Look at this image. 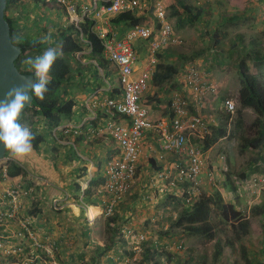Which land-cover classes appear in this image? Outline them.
<instances>
[{
  "label": "rangeland",
  "instance_id": "1",
  "mask_svg": "<svg viewBox=\"0 0 264 264\" xmlns=\"http://www.w3.org/2000/svg\"><path fill=\"white\" fill-rule=\"evenodd\" d=\"M77 1L78 0H75V3H77ZM157 1H160L164 5V7L167 8L169 20L174 26L175 34L180 37L181 40L179 44L172 45L171 47L164 49L167 52V55H164V58H160L161 62L166 61L168 63H174L180 68V71L175 74L172 78V81H174V83L177 82L176 86L171 89L167 88L168 94L166 97L168 99H171L176 92L184 94L183 85H180L181 82L183 84L184 80L182 78V81L180 82V77L181 75H183L184 77V70L186 69V66L196 65L200 70L203 71V69H206L207 66L211 65L216 68V73L218 74L217 78L219 79V81L217 82H220L222 78H224L225 80L228 79V81H226L227 83L225 82L226 85L220 92L219 98L211 99L207 107L201 109V113L204 117L208 119L213 117L214 120H216V122H211L209 126L210 132H212L213 125L219 124L218 115L221 112V114H224L223 111L220 109L223 99L225 97H231L237 101V110L234 114L231 115L228 121L229 134L228 136L219 139L218 142H220L221 148L217 149L216 146L213 148L211 153H214L215 148L218 151V155L216 157L217 161H213V163L219 167V169H216L215 171L217 179L222 182L224 180V177H226L230 179V182H232L229 183V185H220L218 182L217 187L219 188L226 201L232 200L236 202L238 208L245 209L243 211H246L245 214H247L251 220V232L255 238L261 239V242L254 243L252 241H246L244 239L243 242L247 244L249 252L252 255H255L260 258L263 256L262 252H260V249L264 247V238H262L263 229L260 220L261 216L258 214H253L252 207L254 205L264 204V192L260 193L259 196L252 198L248 191L247 182L244 183L243 180L240 178V174L244 171H249L248 173H264V145L257 149L248 147L244 151H241V143L243 136H246L248 138H255L256 136H258L260 131V124L258 122L259 115L252 108H244L242 110L243 123L241 126L238 125L237 111L240 108V104L238 101V92L241 86V78L238 73V69L236 66L234 67L233 62L230 63L231 67L226 70V67L221 68L222 65L220 66V64H218L217 59L220 57V42L228 44L229 37L231 34L238 31H245L247 28H249V31L252 28H262L264 30V23L261 20L259 22L254 21L252 16L250 18V15L246 14L247 12L238 10L240 9L239 4H242L243 7H247L244 6L245 1L241 2L240 0H190L195 2L201 1L205 5L207 4V2H210L211 12L206 17L203 16V18H201L196 25H188L185 28H177L176 16L172 15V11L167 0L166 2L164 0ZM155 2V0H138V3L142 6V8H138L137 11L141 12V14L139 15L143 17L142 22L156 25L153 22L154 20L157 21L153 14V5ZM234 13L246 15L243 17V20L245 22L246 20H248L247 24H245L244 21L239 22V25L237 26H234L232 24L224 26V24H221L223 17L228 16L230 14L233 15ZM8 14L14 19H16V21H18L15 37H17L18 35H30L31 37L35 38H51L52 42L56 39L58 35L56 34L58 33V29L64 24L71 22V19L69 18V15L65 9L59 8L53 3L43 4L33 2L32 0H25L23 5L11 7L8 10ZM215 29H217L219 36H214ZM224 30L226 33L230 34L228 36H224ZM217 38L218 41L216 40ZM59 39L60 38H58L56 42L60 43ZM246 41L248 42L249 39H246ZM252 46L253 45L250 44L247 45V47H245L244 52H248V50H250ZM87 49L88 48L86 47L85 50ZM164 50H162V52ZM232 50L233 49H231V51ZM212 51L214 52V54H211L210 56L209 53ZM202 52L206 53L202 54ZM261 54V56L264 55V43L262 45ZM84 55L88 54L81 52L79 56L82 59V62L90 61L88 60L89 58L87 59V56ZM228 55L232 57L230 51ZM237 55H239V52L237 53ZM29 57L34 58L35 55H26L24 61ZM224 57L225 56L222 55L221 60L224 59ZM72 64L73 67L76 68L77 63L73 61ZM256 64L253 62L250 63V65L252 66L251 71L253 73H256L259 78L264 82V68H262L260 64ZM95 65L96 64L92 62H88V66L83 68L82 71H80L81 76L76 75L69 82L66 81L62 83V96L75 98L78 92H88V90H91L90 88L93 89L99 85L106 84L104 81V75L102 74V67L97 68ZM104 72L105 77H107L110 82L115 80L114 72L111 71L109 68L105 69ZM176 77H178V80H176ZM75 109L79 110V105L76 104ZM79 118L80 117L78 116L77 119L79 120ZM230 133L235 136L232 137ZM192 140L196 144H201V140L198 136L193 135ZM61 148H63L61 144L56 142V140L52 136H48L46 142L41 145L40 150L44 151V149H46V154L48 155V157L50 156L49 158H51L55 156L58 150H62ZM69 151L73 152L74 149ZM222 153H224L226 156V158L223 160L220 159V154ZM4 161L5 160H3L2 163ZM146 162L147 161L145 158L144 163ZM227 171L232 172V175H230V177ZM155 176V173L153 176H150L149 182L150 180H156ZM139 183L140 182L137 179L136 185H139ZM156 183L159 185V181H156ZM33 184L37 183L35 182ZM38 185L39 184H37V186ZM207 186H209L208 183L204 184V187L207 188L208 191H210L211 189ZM211 192L213 191L211 190ZM238 194H241L239 196L240 202L237 198ZM133 195L137 194L135 193ZM133 195L128 196L125 202V207L119 208V210L117 209V213L121 214L122 217H124L123 232L126 231L125 226H127L129 228H132L134 232L138 235L144 234L146 239L144 246L151 244V242H156L158 245H164L165 249H168L170 253L175 255L172 261H170V264L216 263V261L214 260L216 239L210 240L207 239L205 236L187 235L183 233L180 228L176 229L172 227L173 220L176 219L178 212L181 211V209L183 208V205L180 201L181 197L177 196L175 190L172 191L171 187H168V189L165 191H159L158 186L155 184V186H153V188L149 190V197H146L145 195V197ZM51 205L53 206L54 202L51 203ZM72 206L73 208H76L77 205ZM91 207L95 210L97 215L99 213V210L94 206L89 205L87 215H89L91 219H94L95 217H97V215H92ZM214 207L215 208L213 211V219H219L218 217L220 216L221 211L217 208V206ZM53 209L56 210L57 208L54 207ZM81 209L82 212L79 217L74 216L72 212L69 213V211L71 210H69L67 214H64L63 216L58 215L57 217H59V219L63 217H69L70 222H73L74 224L78 225L80 222L79 219L82 217L84 218L86 216V212L84 211L85 207H81ZM79 211L80 209H78L77 213H79ZM48 216L49 215L46 216L45 221L44 216H41L39 218L40 220H42V222L39 221V224H44V228H42L40 232V237L48 239L49 236L52 237V241L56 239L55 237H57L56 240L60 242L59 253H63V255H66L63 256V264H77L78 261L71 262V259L73 255H79L81 252H85L87 254V258H89L91 255V251H94L95 249L91 246V243L88 241L89 239L82 237L81 232H79L78 238L68 240L69 244H67V246L72 250L71 253L68 251L64 252L61 250V246L62 249L65 248V237L59 238L57 229L54 231L55 228H52V226L55 227V225L59 223V220L58 218H54L52 215H50L49 218ZM65 218L61 219V221H65V223H67ZM84 225L85 224H83V226ZM220 226L222 230L217 232L218 238L220 237L225 239L226 237L233 235L230 223H222L220 224ZM38 228H41V226L39 225ZM48 228L51 229V232L46 231V229ZM80 229L83 228L80 227ZM99 229L100 231L96 232L97 230H95L93 232V237H95L97 241L104 242L110 241L113 238L120 239V236L116 237L112 234L113 228H109L108 225L106 227L102 223ZM76 233L78 232H74L71 234ZM121 239L124 243L121 247H117L116 251L118 248H120V250H124V254L120 259V264H128L131 260H129L128 256L124 259L125 251L130 250L132 244H137L136 237L131 238V236L126 233ZM179 245H181V247ZM88 246L91 250L85 251V248H87ZM141 246L142 244L139 245V248L137 249L136 253H134L132 261L136 260V258L141 257ZM110 253L113 252L110 251ZM168 263L169 262L166 258H161L160 264ZM239 264H245L244 259L241 258V256L239 257Z\"/></svg>",
  "mask_w": 264,
  "mask_h": 264
},
{
  "label": "trees",
  "instance_id": "2",
  "mask_svg": "<svg viewBox=\"0 0 264 264\" xmlns=\"http://www.w3.org/2000/svg\"><path fill=\"white\" fill-rule=\"evenodd\" d=\"M32 1L43 4L53 3L59 8L65 9L62 4L50 0ZM24 2L25 0H7V7L5 10V17L8 19L11 26L12 39L15 43H18L22 46V53L16 60V65L18 66L20 71L27 72L25 70L27 66L23 63L26 55H42L43 52L48 48L56 49V51L59 53L57 60L50 70L52 82L48 85L49 90L45 94L44 100L40 101L39 99L33 97L31 106L25 109L23 118L20 121L21 124L27 126L31 130L33 136L35 137V139L32 140L33 147L38 150L41 148V145L46 142L48 136H52L56 140V142L60 144V139H57L56 136L53 135L52 129L63 124L65 118L71 116L75 112L76 100L72 97L62 96V83L66 81L69 82L76 75L81 76L80 71L88 66V62H92L96 64L95 66L97 68L102 67L104 70L110 67V64L112 63L104 55L103 40L94 31V21L90 17H85L83 21L79 23L71 21L67 24H64L58 29V33H56L58 35L54 40L55 42H52L51 38H35L31 37L30 35H18L17 37H15L18 21H16V19L8 14V10L11 7L23 5ZM77 5L80 11L81 4L77 3ZM170 9L172 11V15L176 16L177 28L183 27L184 24L196 25L204 16L205 11V7L203 5L190 0H174V3L170 5ZM242 17L243 15L237 13H234L233 15L230 14L223 17L221 24H224V26L231 24L238 25V22H240L239 19H241ZM139 22H141V18L134 11H125L119 13L115 18L112 19V23H125L129 28L133 27L136 24H139ZM81 34L83 37H81ZM58 38H60V43L56 42ZM249 44L253 45L252 48H250L248 52H244L245 47H247V45ZM233 46L240 47L238 50L240 53L237 56V69L241 78V87L238 92V101L240 104V108L237 111V123L239 126H241L243 123L242 110L244 108H252L259 115L258 122L260 124V131L258 136H256L255 138H248L246 136L242 137L241 151H244L248 147L257 149L264 145V82L256 73H253L251 71L252 66L250 65L248 60L252 59L255 64L258 63L262 68H264V55L261 56L262 43L257 36H253V38L247 42L246 38L243 37V35H239L238 37H235ZM86 47L91 48V51L88 53V55H84L87 56V59L89 58L88 60L90 61L82 62V59L78 56V53L83 52ZM164 55H167V52L165 50L163 52L161 51L160 55L158 56L160 58H164ZM73 61L77 63L76 68L73 67ZM179 71L180 68L174 63H168L166 61L160 62L158 65V70H156L154 74V80H156L158 83H162L166 80L171 81L170 89L174 88L176 86V82L174 83V81H172V78ZM109 93L110 97L120 96L123 93V85L118 75L115 76V80L111 82V90L109 91ZM165 103L170 109V117H174L175 112L172 108V98H166ZM193 110L195 113L196 109H191L190 106V111ZM196 113L198 112L196 111ZM107 116L108 119L113 118L117 120L128 118V115L119 112H115L114 115H112V113L107 111ZM230 117L231 114L229 112L219 115V124L213 125L212 132L207 133L204 139L201 141L200 145L203 144L202 147L205 150L209 149L214 144V147L217 146V149L221 148L220 142L218 141L220 138L228 136V121ZM157 135L159 138L158 133ZM230 135L232 137L235 136L232 133H230ZM81 137L82 135L78 136V143L81 140ZM217 149L215 148L214 153L209 152V167L214 169V173L216 169H219V167L213 163V161H217ZM44 152L46 153V150H44ZM71 154H74V156L78 157V153L75 150L71 152L70 155ZM6 155H8V152L6 153ZM221 155L225 154L222 153L220 154V156ZM147 159L149 163L152 164L151 166H153V169H155L156 171L159 172L161 170H164L161 165L156 164V159L154 157H147ZM178 160L179 159L177 158V161ZM6 165L7 175L4 174L3 167H0V179L5 176L14 177L18 175L25 176L28 174L27 170L16 161L9 162ZM166 171L171 172L168 169H166ZM248 172L244 171L240 174V178L244 183H248L249 176L253 174ZM228 174L230 177V175H232V172L229 171ZM218 182L220 185H229V183H232L230 182V179L226 177H224V180L222 182L219 181L215 174V183L210 180L204 183H208L209 186L207 187H209L213 192H211V190L208 191L207 188L203 187L201 194L195 196L192 203H188L186 201V196L181 197L180 201L183 205V208L178 212L176 219L173 220L172 227L176 229L180 228L181 231L187 235L205 236L210 240L216 239V249L214 255V260L216 261L215 264H239L240 256L244 259L245 264H264V247L260 249V252H262L263 256L259 258L255 255H252L249 252L247 244L243 242V239L246 241H252L254 243L261 242V239L255 238L251 232V220L249 216L245 215L242 210L237 208L236 202L232 200L225 201V198L217 187ZM148 183L149 179L144 187H148ZM94 184L95 183L92 180L90 182V186L83 191V200L89 202V199L92 197V185ZM31 185H33V183L28 182V184H25V187H23L27 189ZM81 189V185L77 183L76 190L80 192ZM36 191L37 190L34 187L31 194L26 198L33 196ZM130 195L132 196V193L126 195V197L118 203L115 210L116 214L114 213V215L106 217L105 220V226L107 227L108 225L109 228H113L112 234L116 237L120 236V239L113 238L110 241H104L103 245L97 242H93L92 240L94 237L93 234H91V231H100L96 223H93L92 226L90 225L89 227L85 228L84 236L88 237V241L91 243V246L94 247L95 250L91 251V255L89 258H87V254L85 252H81L76 256L73 255L71 262L78 261L77 264H120V259L124 254V250H120V248H118L116 251V248L121 247L124 243L121 239L124 236V217H122V215L117 212L119 208L125 207L126 199ZM146 195H149V192L145 194V196ZM240 195L241 194H238L237 196L239 202ZM145 196L143 195V197ZM75 200H77V203H80L78 195L76 196ZM39 205L37 202H34L31 206L32 209H30V213L38 215L40 214L41 217L44 214V207L41 204ZM214 206H217V208L221 211V214L218 217L219 219H213V211L215 208ZM252 212L253 214H258L261 216L260 220L263 229L262 238H264V204L254 205L252 207ZM31 222V229H33L34 231L39 230V232H41V229L44 228L43 223L41 229H39L34 220H32ZM222 223H230L233 231L232 236H228L225 239L217 237V232L222 230L220 226V224ZM46 231L51 232V229L48 228L46 229ZM44 239L46 240V238ZM53 241H55L53 244V254L58 261V264H62L63 261L59 262L57 258V252L60 248V242L56 239H54ZM52 242L50 243V245L52 244ZM145 242L146 239L142 242L141 257L136 258V260L134 261H132V259L134 257V253H136L137 250L132 246L130 250L125 251L124 259L128 256L129 260H131L128 264H160L161 258L163 257L166 258L169 262L168 264H170V261H172V259L175 257V255L170 253L168 249L164 248V245H158L156 242H151V244L144 246ZM28 251H30V249L26 247L25 253H27ZM110 251H112L113 253H110ZM31 253L35 255L38 253V251H32ZM40 254L42 256H40V258H38L31 264H53L51 254L47 253L44 248L40 250ZM0 256L2 255L0 254Z\"/></svg>",
  "mask_w": 264,
  "mask_h": 264
},
{
  "label": "built area",
  "instance_id": "3",
  "mask_svg": "<svg viewBox=\"0 0 264 264\" xmlns=\"http://www.w3.org/2000/svg\"><path fill=\"white\" fill-rule=\"evenodd\" d=\"M62 4L69 13L71 20L79 23L85 17H90L94 21L93 29L103 40L104 55L111 61L117 70V75L123 85V93L118 97L107 96L101 102L98 98L93 101V108L100 104L107 108V111L114 115L119 112L128 115V124L116 119L107 120L105 127L92 129L93 134H100L103 130L110 134L118 143L121 149L119 158L110 160L105 168L104 191L108 193L105 203L104 213L112 215L116 206L126 195L136 187L138 179V165L142 150L141 141L146 130H155L159 134L160 159L164 153L172 152L177 155L178 161L172 165L171 170L166 169L155 172L156 180H150L148 190L155 184L161 186V191L166 187L176 189L178 196H186V201L192 203L195 196L201 194L204 183L213 181L215 183L214 169L210 168V158L208 149L193 142V135L198 136L201 141L210 132V124L215 121L204 117L201 109L204 108L206 100L211 95H217L219 90L215 83L208 82L200 69L195 65H188L184 74L185 90L188 95L176 92L172 97V108L174 117H170L168 122L161 120L155 121L148 108L142 104V98L150 88V81L157 70L159 64V53L170 45L179 44L180 37L175 34L173 24L168 18V11L160 1L154 3L153 14L158 20L156 25L140 22L130 28L125 34L120 35L112 26V19L119 13L125 11H137L142 6L138 0H91L78 10L77 4L73 0H50ZM139 39L148 40L147 61L141 68L138 75L137 63L138 52L135 43ZM193 103L198 113L190 114V104ZM221 109L232 114L237 110V101L231 97H226L222 101ZM171 127V128H170ZM77 135L82 132L81 126L65 123L53 130V134L58 137V133ZM221 155L220 159H225ZM3 167V172L7 175V165ZM172 176V177H171ZM139 180V179H138ZM156 181H160L159 185ZM186 185H180V183ZM248 191L252 198H255L264 191V174H254L248 178ZM25 184L18 182L9 187L0 199V225H5L12 219L20 217L19 211L22 207V198L28 197L33 187L24 188ZM149 197V195L147 196ZM10 206L6 210L2 208L4 202ZM20 230L13 236L23 239L25 232L31 240L25 244L8 245L0 241V264H16V260L11 257L23 254L25 257L19 264H31L40 256V250L51 254L52 263L58 264L53 252L54 242L51 238H41L37 232L31 229V219L20 217ZM127 234L136 237L137 250L140 243L144 240V234L137 235L132 228H127ZM1 239V238H0ZM52 244L50 245V243ZM30 251L25 253V248ZM141 249V248H140ZM32 251H38L33 255Z\"/></svg>",
  "mask_w": 264,
  "mask_h": 264
},
{
  "label": "crops",
  "instance_id": "4",
  "mask_svg": "<svg viewBox=\"0 0 264 264\" xmlns=\"http://www.w3.org/2000/svg\"><path fill=\"white\" fill-rule=\"evenodd\" d=\"M157 1V0H155ZM166 2V0H164ZM241 2H244L247 7H243L242 4L240 5L241 11L247 12V15H250L253 17L254 21H262L264 23V0H240ZM90 0H78L79 4H87ZM168 4L171 5L174 3V0H167ZM199 4L203 5L205 7L204 16L206 17L208 14H210V2H207L205 5L201 1L198 2ZM167 4V5H168ZM138 14V13H137ZM139 15V14H138ZM243 15V14H241ZM246 16V15H245ZM244 17V15H243ZM243 17L240 20H243ZM141 21L142 16L140 15ZM203 18V17H202ZM248 19V17H247ZM145 21V20H144ZM148 22V21H147ZM245 22V21H244ZM248 20H246L245 24H247ZM239 23V22H238ZM253 24V23H252ZM239 25V24H238ZM249 25V24H248ZM188 25L184 24L182 28L187 27ZM237 26V25H234ZM247 26V25H246ZM245 26V27H246ZM113 28L120 34H125L130 28L125 23H117L114 24ZM248 31V32H247ZM215 35L219 36L218 32L215 29ZM230 33L224 34V36H228ZM245 37L246 39H252L253 36H257L262 45L264 43V30L262 28L260 29H254L252 28L249 31V28H247L245 31H238L230 35L228 44H225L224 42H220V57L217 59L218 64H220L221 68L226 67V70L231 67L230 63L233 62L234 67H237V52H239V46H233L235 37L238 36ZM221 36V35H220ZM223 36V35H222ZM262 36V38H261ZM205 38V37H204ZM218 41V38L216 39ZM147 44L148 40L139 39L135 43L136 50L138 52V59L139 63H137V72L136 75L139 74L141 68L145 65V62L147 61ZM229 46V47H228ZM55 47V46H53ZM228 47V48H226ZM57 48V47H56ZM231 49H233L231 51ZM236 50V52H235ZM91 51L90 48L83 51L82 53H89ZM229 51L231 56L230 57ZM206 52H202V54H205ZM240 53V52H239ZM208 54V53H207ZM214 54V52H210L209 55ZM233 54V55H232ZM222 55H224V59L221 60ZM78 56H80V53H78ZM211 58V57H210ZM161 62V61H160ZM249 63L254 61L248 60ZM159 65V64H158ZM114 66L110 64V67H108L111 71L114 72V75L117 76L115 73L116 71L113 68ZM158 70V66H157ZM205 75V79L210 82H217L219 81L218 74L216 73V68L214 66H207L206 69H203L202 71ZM102 74L104 75V81L106 84H102L97 86L96 88H90L91 90H88V92H78L76 97L74 98L76 100V104L79 105V110L75 109V112L71 115L65 118L63 124L65 123H71L73 125L81 126L82 132L77 135H71V134H64L59 131L57 139L60 138V144L63 146L61 148L62 150H58L54 157L49 158L48 155L41 151L40 149H35L33 147V150L30 154H28L26 157H24L21 160H15L9 157V154L4 159L5 161L3 163H0V165H6L9 162L16 161L19 163L22 167H24L28 174L18 175V176H5L0 179V199L2 194L11 186L17 184L18 182H22L24 184H28V182L37 183L39 184H33V188H36V192L33 194V196L26 198H22V207L19 211L20 217L23 218H30L31 221L34 220L36 225L39 227L42 226V224H39L40 220V214H32L30 213V209H32V204L34 202H37L38 205L41 204L44 207V221L46 220L47 215H52L54 218H58L59 223L57 225L52 226V228H55L54 231L57 229L59 238L65 237V248L61 250L64 252H72V250L67 246L69 244V239H76L78 238L79 232H81L82 237H85L88 239L87 236H84L85 228L92 226L93 223H96L98 228L103 223L105 226V220L106 217L103 216V211L105 207L106 200L108 198V194L105 193L104 190V183H105V168L107 163L115 158H119L121 155V149L117 143V141L108 133H106L104 130L100 134H93L91 132L92 129H98L103 128L106 125V122L108 120L106 107L102 104H100L98 107L93 108L92 104L95 98H98L101 102L105 97L110 96L109 91L111 90V82L110 80L105 77L104 69L102 68ZM179 77V76H178ZM178 77H176V80H178ZM182 78L184 80L183 75L180 77V82L182 81ZM224 81H223V80ZM219 83L222 87L221 90L226 85V81L224 78H222ZM154 80V75L150 81V88L145 93V95L142 98V104L149 109L151 117L155 121H164L168 122L170 118V109L166 105V96L168 94L167 88L170 89V81L166 80L162 83H158ZM226 82V83H225ZM177 83V82H176ZM180 85H183L184 94L188 95L187 91L185 90V81L180 83ZM122 95V94H121ZM120 95V96H121ZM153 97L150 98L149 97ZM119 98V96H116ZM191 109H194L193 103L190 104ZM204 107H207V103ZM220 110V109H219ZM197 111V109H196ZM195 111V113H196ZM198 112V111H197ZM195 114L194 110L190 111V114ZM222 113V112H221ZM221 113L219 115H221ZM218 115V120L220 122V118ZM78 116L80 117L79 120L77 119ZM117 120V119H116ZM117 121H122L125 124H128L127 119H120ZM216 122V120H215ZM61 124L60 126H62ZM59 127V126H58ZM54 128L52 129L53 133ZM79 135H82L81 140L79 143L77 142V138ZM201 140V139H200ZM142 144V150L141 155L139 159V167H138V174H139V185H136V187L131 192L133 194L139 195V197H142L143 195L147 194L149 192L147 187H144L147 183L150 176H153L156 172L155 169H153L152 164L149 163L147 160V157H154L156 159V164L161 165L163 169L170 170L173 174H175V171L171 170L172 165L177 160V155H175L172 152H166L164 153V157L160 159L159 154L161 153V149L159 147V138L155 131L148 129L145 131L143 139L141 141ZM215 144L210 147L208 150L211 152L214 148ZM65 147V148H64ZM74 149L78 153V157L74 156V154L70 155V151ZM46 150V149H44ZM146 158V163H144V160ZM9 161V162H8ZM145 164V165H143ZM143 171V172H142ZM94 181V185H92V197L88 201L83 200L84 196V190L90 186V182ZM81 185V191L76 190V184ZM180 185H185V183L179 182ZM159 190V189H158ZM161 191V188H160ZM78 195V199L80 200V203H77L76 196ZM134 196V195H133ZM147 197V195H146ZM76 201V202H75ZM54 202V205L52 206L51 203ZM72 205H77L76 208H73ZM89 205L94 206L99 210V213L97 217L94 219H91L88 213ZM40 206V205H39ZM10 206L5 201L2 205V208L6 210ZM57 208L54 210L53 208ZM81 207H85V214L86 216L79 219V224L76 225L73 222L69 221V217H63L67 221V223L62 222L58 215L63 216L64 214H67L69 210V213L72 212V214L76 217H79L81 215L82 209ZM78 209H80L79 213H77ZM38 212V211H37ZM40 213V212H39ZM125 213V212H124ZM48 216V218H49ZM19 217V218H20ZM17 219H12L11 221H8L4 225H0V241L2 243H6L8 245H15L20 244V242H25V244L29 243L31 240L28 236V233L25 232L26 237L23 239H19L13 234L20 230V219L16 217ZM68 218V219H67ZM82 220V221H81ZM84 220V221H83ZM39 224V225H38ZM83 224H85L83 226ZM60 225V226H59ZM50 227V226H48ZM82 227L83 229H80ZM127 227V226H125ZM79 228V229H78ZM41 229V228H39ZM33 230V229H32ZM53 231V232H54ZM38 233L39 236H41L39 230L35 231ZM74 232H78L76 234H71ZM91 234L93 232L91 231ZM57 235V236H58ZM51 238V237H50ZM57 239V237H55ZM93 242H97L101 245L104 244L102 241H97L95 237L92 240ZM67 246V247H66ZM68 249V250H67ZM85 251H90L89 246L85 248ZM60 250V248H59ZM63 253L57 252V258L59 262L64 261ZM23 254H18L15 256H12V260H16V264H19L20 261L24 259ZM63 264V262H62Z\"/></svg>",
  "mask_w": 264,
  "mask_h": 264
},
{
  "label": "clouds",
  "instance_id": "5",
  "mask_svg": "<svg viewBox=\"0 0 264 264\" xmlns=\"http://www.w3.org/2000/svg\"><path fill=\"white\" fill-rule=\"evenodd\" d=\"M73 1L75 2V0H73ZM90 2H91V0H90ZM77 3H78V1H77ZM82 6H83V4L81 5V7ZM65 10H66V8H65ZM78 10H79V8H78ZM68 15H69V13H68ZM69 18L71 19L70 15H69ZM168 18H169V16H168ZM157 21L154 20L153 22L157 23ZM111 24H112V26L114 25V23H111ZM81 37H83L82 34H81ZM41 42H43V41H41ZM175 45H177V44H175ZM171 46L172 45H170L169 47H171ZM167 48H165V49H167ZM58 55H59V53L56 51V49L48 48L46 51L43 52L42 55H37L34 58H32V57L27 58L23 63L27 66L25 70L27 72L31 73V76L28 78L22 77V79L25 80L24 83H21L17 86L9 88L8 91L3 94V96H0V148L7 151L9 154V157L12 159L21 160L24 157H26L28 154H30L33 150L32 140L35 139V137L33 136L31 130L27 126L20 123V116H21L24 108L28 104L31 103L33 97H35L36 99H39L40 101L44 100L45 94L49 90L48 85L52 82V78L50 76V70L52 69L55 61L57 60ZM159 55H160V53H159ZM159 63H160V57H159ZM113 68L117 73V70L115 69V67H113ZM185 71H186V69L184 70V74H185ZM200 71L202 72V70H200ZM202 74H203V77L205 78V75L203 72H202ZM208 82H210V81H208ZM215 84L218 86L219 92L217 95H211L207 98V100H206L207 105L211 101V99L219 98V94L222 91L221 90L222 86L217 82H215ZM221 105H222V103H221ZM220 109H221V106H220ZM222 111H223V113H226V111H224V110H222ZM58 135H59V133H58ZM58 139H60V138H58ZM254 174H260V173H253V174H251V176ZM262 174H264V173H262ZM251 176H249V178ZM160 187L161 186L158 187L159 191H160ZM167 189H168V187L165 188V190H167ZM171 189H172V191L173 190L176 191L175 188L171 187ZM105 193H107V192H105ZM179 197H183V196H179ZM104 209H105V207H104ZM238 209H240L242 211L245 210L242 208H238ZM245 212L246 211H243L244 214H245ZM114 213L112 215H114ZM103 214H104V216L108 217L104 213V211H103ZM112 215H110V216H112ZM245 215H247V214H245ZM127 228L128 227H126V229H125L126 231L124 232V235L127 233ZM130 236H131V238L135 237L132 235H130ZM144 240H145V238H144ZM142 242L140 243V245L142 244ZM134 245L135 244H132L133 247H134ZM179 246L181 247V245H179Z\"/></svg>",
  "mask_w": 264,
  "mask_h": 264
},
{
  "label": "water",
  "instance_id": "6",
  "mask_svg": "<svg viewBox=\"0 0 264 264\" xmlns=\"http://www.w3.org/2000/svg\"><path fill=\"white\" fill-rule=\"evenodd\" d=\"M7 7V0H0V96L8 91L9 88L24 83L23 78L31 76L29 72H22L16 65V60L22 53V46L15 43L11 36V26L8 19L5 17V10ZM33 99L28 104L21 116L23 118L24 111L31 106ZM7 151L0 148V163L7 157Z\"/></svg>",
  "mask_w": 264,
  "mask_h": 264
},
{
  "label": "bare ground",
  "instance_id": "7",
  "mask_svg": "<svg viewBox=\"0 0 264 264\" xmlns=\"http://www.w3.org/2000/svg\"><path fill=\"white\" fill-rule=\"evenodd\" d=\"M92 208V207H91ZM92 215L93 216H96L97 214H96V212H95V210L92 208Z\"/></svg>",
  "mask_w": 264,
  "mask_h": 264
}]
</instances>
